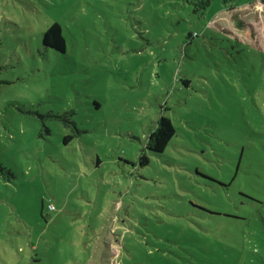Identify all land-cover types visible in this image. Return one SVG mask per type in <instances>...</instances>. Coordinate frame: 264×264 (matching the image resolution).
<instances>
[{"label": "rangeland", "instance_id": "374dc122", "mask_svg": "<svg viewBox=\"0 0 264 264\" xmlns=\"http://www.w3.org/2000/svg\"><path fill=\"white\" fill-rule=\"evenodd\" d=\"M0 264H264V0H0Z\"/></svg>", "mask_w": 264, "mask_h": 264}, {"label": "trees", "instance_id": "16d2710c", "mask_svg": "<svg viewBox=\"0 0 264 264\" xmlns=\"http://www.w3.org/2000/svg\"><path fill=\"white\" fill-rule=\"evenodd\" d=\"M211 0H200L202 8H205ZM42 42L44 45L52 47L56 50L62 51L65 48V39L61 33V27L57 22L52 23L46 30L43 31ZM156 127L152 130L149 136V142L146 147L153 152H162L170 138L174 135L175 129L170 120L166 116H160L156 123ZM148 157L142 154L140 157L141 164H145ZM217 214H220L219 212ZM227 216L239 217L231 214Z\"/></svg>", "mask_w": 264, "mask_h": 264}, {"label": "built area", "instance_id": "2783aa9c", "mask_svg": "<svg viewBox=\"0 0 264 264\" xmlns=\"http://www.w3.org/2000/svg\"><path fill=\"white\" fill-rule=\"evenodd\" d=\"M49 207H50V208H53V205H52V204H50V205H49Z\"/></svg>", "mask_w": 264, "mask_h": 264}]
</instances>
